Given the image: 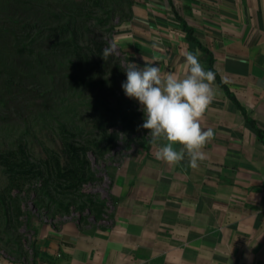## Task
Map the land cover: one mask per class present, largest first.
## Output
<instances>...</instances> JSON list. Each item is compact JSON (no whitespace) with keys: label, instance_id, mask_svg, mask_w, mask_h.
I'll return each instance as SVG.
<instances>
[{"label":"crops","instance_id":"1","mask_svg":"<svg viewBox=\"0 0 264 264\" xmlns=\"http://www.w3.org/2000/svg\"><path fill=\"white\" fill-rule=\"evenodd\" d=\"M131 2L114 39L127 62L183 77L198 52L215 73L205 159L169 165L138 132L106 168V214L35 216L33 255L0 264H264V0Z\"/></svg>","mask_w":264,"mask_h":264},{"label":"rangeland","instance_id":"2","mask_svg":"<svg viewBox=\"0 0 264 264\" xmlns=\"http://www.w3.org/2000/svg\"><path fill=\"white\" fill-rule=\"evenodd\" d=\"M131 4L0 0V259L33 255L35 216L107 213L106 168L144 131L143 114L121 87L127 61L114 44ZM104 122L116 137L106 157L94 148L81 155L65 148L91 144ZM54 168L68 176L49 182ZM86 169L91 179L80 183ZM46 193L49 204L43 202ZM87 195L97 197L92 205L84 204Z\"/></svg>","mask_w":264,"mask_h":264},{"label":"clouds","instance_id":"3","mask_svg":"<svg viewBox=\"0 0 264 264\" xmlns=\"http://www.w3.org/2000/svg\"><path fill=\"white\" fill-rule=\"evenodd\" d=\"M105 54H109L107 49ZM184 66L181 77L162 73L159 66L146 60L143 68L128 61L121 87L128 98L142 106L145 120L140 127L149 130L150 142L166 141L156 159L173 165L187 156L189 166L195 169L205 159L203 148L214 135L213 129H202L201 119L215 97V73L205 71L198 52L186 53ZM175 145L181 148L176 150Z\"/></svg>","mask_w":264,"mask_h":264},{"label":"trees","instance_id":"4","mask_svg":"<svg viewBox=\"0 0 264 264\" xmlns=\"http://www.w3.org/2000/svg\"><path fill=\"white\" fill-rule=\"evenodd\" d=\"M186 30H187L188 38L191 41L197 42V39L195 37H193V35H192V31L190 29H186ZM205 51L208 52L206 49H205ZM106 56L111 58L110 54H107ZM211 61H212V59H211ZM106 127H107L106 126V122H104V123H102V125H100L98 127V133H95V131H94V133L92 135L95 134V137L93 138V141L92 140L89 141V143H91V144H89V145L87 143L81 144L82 143V140H81L80 141V144L81 145H80L79 148L78 147H74L73 145L68 144V143L65 145L66 146L65 148L72 155H81V154H84V152H85L86 149H92V148H94L95 151L98 152L99 154H101V155L104 154L105 155L107 153V151L112 147V145L114 144V142L116 140V137L113 134H108L105 131V128ZM258 133H259V135L262 138H264V133L262 131H258ZM73 136H75V135H72V137ZM67 142L70 143L71 142V139H68ZM84 142H86V140ZM106 155H105V157H106ZM59 158H60L59 156L56 158L58 165H60L59 162L61 161ZM49 175H51V177H52L51 180L49 181L51 183L53 182L52 179H54V176H57L58 178L60 177L62 179L66 178L68 176V174L65 173V171H63V168H61L60 170H58L57 168L51 169ZM84 176H85V178H84ZM91 176L92 175H91L89 169H86L83 172L82 176L80 177L82 179L79 178L78 180L80 181V183H83L84 181H86L88 179L90 180L91 179ZM57 177L55 179H57ZM67 181H69V180H67ZM49 186L50 185H45V188H48ZM59 187H61V186H59V185H56L55 186V188H59ZM68 188L74 189V188H76V186L75 185H70V186H68ZM87 196L89 197V199L87 200V202H84V204L86 205V204H89L90 203V205H92L93 204V198H97V197H92V195H87ZM82 197H80V198H82ZM46 198H47V200L43 199V202H46L47 204H49L50 202H52V200H50L49 193H46ZM98 204H100V207L101 206L103 207V202L101 200L98 201ZM89 211L92 212V209H90Z\"/></svg>","mask_w":264,"mask_h":264}]
</instances>
